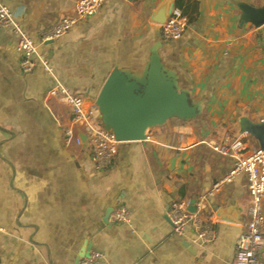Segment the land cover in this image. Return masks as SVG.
Segmentation results:
<instances>
[{
	"label": "crops",
	"instance_id": "1",
	"mask_svg": "<svg viewBox=\"0 0 264 264\" xmlns=\"http://www.w3.org/2000/svg\"><path fill=\"white\" fill-rule=\"evenodd\" d=\"M77 1L0 3L39 43L43 31L73 15ZM161 2L106 0L65 37L40 48L87 112L98 113L96 99L112 72L142 81L153 56L163 76L198 109L192 121L170 120L144 142L120 144L104 171L96 169L82 135L79 145L75 135L67 137L70 110L47 96L45 73H22L15 35L0 32V264H76L91 252L102 256L99 264L232 261L242 225L215 220L214 240L201 245L193 232L173 235L166 213L174 203L193 205L237 162L190 145L192 137L181 142V132H226L236 139L241 118L264 122V26L243 25L239 10L261 8L264 0H194L196 20L176 41L164 40L161 29L149 24ZM246 142L258 148L250 136ZM244 183V175L235 177L209 199L208 210L215 216L235 201L241 213L250 201ZM118 200L129 212L126 224L110 222ZM260 260L264 264V251Z\"/></svg>",
	"mask_w": 264,
	"mask_h": 264
},
{
	"label": "built area",
	"instance_id": "2",
	"mask_svg": "<svg viewBox=\"0 0 264 264\" xmlns=\"http://www.w3.org/2000/svg\"><path fill=\"white\" fill-rule=\"evenodd\" d=\"M106 0H78L72 16L62 19L42 32L39 43L25 34L16 14L0 3V32L8 30L16 37L14 50L21 56L20 69L28 74L36 69L45 73L50 83L47 96L65 104L71 113V130L66 131L77 145L81 144V135L92 148V162L96 169H109L117 154L119 143L113 133L106 129L99 114L87 112L84 99L70 93L67 86L61 83L54 73L48 59L40 52L42 45L65 37L75 26L85 19L95 15ZM188 28V20L178 9H173L166 25L160 28L166 41L179 40ZM170 122V121H169ZM165 124H168L166 122ZM80 134V135H79ZM190 140V145H201L211 150L215 155L224 158H234L237 162L234 168L204 194L197 196L193 204V212L189 211L191 204L187 201L171 205L166 215L175 236L186 237L190 232L195 235L201 245H208L214 240L212 225L215 216L208 210L209 199L227 188L230 182L239 175H244V188L250 195L249 203L241 211L243 231L239 235L229 264H262L260 256L264 251V152L259 148H250L246 142V134L233 139L229 133L201 134L197 131L186 134L181 132L179 140ZM189 145V144H185ZM130 215L121 200L115 202L110 214L113 224H126ZM102 256L91 252L79 260L78 264H99Z\"/></svg>",
	"mask_w": 264,
	"mask_h": 264
},
{
	"label": "water",
	"instance_id": "3",
	"mask_svg": "<svg viewBox=\"0 0 264 264\" xmlns=\"http://www.w3.org/2000/svg\"><path fill=\"white\" fill-rule=\"evenodd\" d=\"M176 0H162L149 18V24L163 28ZM241 23L255 28L264 26V6L253 8L241 5ZM142 90V92H141ZM95 108L103 126L107 127L119 143H139L146 140L147 134L170 120L192 121L197 116L196 106L188 97L176 89L175 84L165 78L160 71V62L153 56L142 81L131 80L121 72L114 71L106 80ZM239 134L253 138L258 148L264 152V122L253 123L248 118L238 121ZM83 138V137H82ZM191 203L189 208L193 212ZM217 222L243 225L242 214L235 201L215 210ZM84 258L79 256V260Z\"/></svg>",
	"mask_w": 264,
	"mask_h": 264
},
{
	"label": "trees",
	"instance_id": "4",
	"mask_svg": "<svg viewBox=\"0 0 264 264\" xmlns=\"http://www.w3.org/2000/svg\"><path fill=\"white\" fill-rule=\"evenodd\" d=\"M189 1L190 0L185 3L184 0H176L175 8L182 12L183 16L188 20L189 24H192L196 20L197 6L194 0H192V2ZM202 126L203 124H201L198 129L202 128Z\"/></svg>",
	"mask_w": 264,
	"mask_h": 264
}]
</instances>
